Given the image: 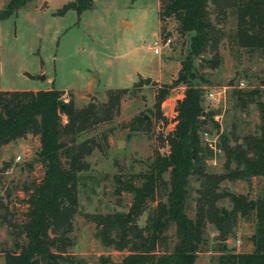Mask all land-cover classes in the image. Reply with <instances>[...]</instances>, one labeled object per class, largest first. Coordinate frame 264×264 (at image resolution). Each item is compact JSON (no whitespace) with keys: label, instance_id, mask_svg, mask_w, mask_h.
I'll return each instance as SVG.
<instances>
[{"label":"rangeland","instance_id":"rangeland-1","mask_svg":"<svg viewBox=\"0 0 264 264\" xmlns=\"http://www.w3.org/2000/svg\"><path fill=\"white\" fill-rule=\"evenodd\" d=\"M8 1L0 0V10ZM73 1L33 0L0 21V91L60 90L65 92L63 102L71 94L77 109L90 103L100 106L106 103L108 92L122 91L112 117L78 138L77 143L88 140L92 152L83 158L85 167L78 173V208L67 250L79 264H118L129 251L105 246L97 237V220L128 216L133 195L117 191L120 183L139 185L140 175L149 171L155 156L169 154L167 137L176 124L175 108L186 86L181 83L172 88L160 112L154 106L155 96L178 77L190 50L191 34L181 35L173 19L160 20V0H92V9L79 18L73 10L59 14ZM208 11L224 33L218 46L220 60L210 68L203 59H212L213 52L193 58L190 83L201 91L202 115L210 117L198 131L199 145L206 151L199 167L205 174L220 176L227 173L223 138L231 146L257 134L256 105L238 104L235 92L258 86L264 91V53L249 52L236 43L234 13L227 10L226 18L217 16L212 4ZM167 39L169 45H165ZM155 48L158 54L153 52ZM210 93L215 94L214 99L208 98ZM39 145L37 136L27 134L0 149V216L16 225L12 229L0 218V264L4 263L3 251L17 252L14 234L25 220V188L39 183L44 175L37 161ZM164 179L167 181L168 174ZM201 183L198 175L189 177L185 213L190 219L196 216ZM263 184L261 177L238 178L223 180L215 189L219 194L255 200L263 195ZM158 198L147 201L134 224L145 226ZM1 204L7 207V214ZM215 205L232 210L227 196ZM255 224L254 216L240 215L232 216L221 228L207 222L195 264H222V255L252 252L250 237ZM176 242V227L170 223L156 254L170 252Z\"/></svg>","mask_w":264,"mask_h":264},{"label":"trees","instance_id":"trees-1","mask_svg":"<svg viewBox=\"0 0 264 264\" xmlns=\"http://www.w3.org/2000/svg\"><path fill=\"white\" fill-rule=\"evenodd\" d=\"M31 1H8L0 10V21ZM160 4V20L173 19L181 35L191 34L190 50L178 77L171 85L159 89L155 96L154 106L160 112V105L170 90L181 83L186 86L184 96L175 108L176 124L167 137L169 154L155 156L149 171L140 175L139 185L120 183L117 191L133 195L129 215L97 220V237L107 247L118 251L128 249L129 254L118 264H195L204 243L207 222L221 228L232 216H254L255 230L250 237L253 251L222 255L220 262L264 264V192L253 200L244 195L219 194L215 189L223 180L253 177L264 180V91L258 86L235 92L238 104L256 105L259 114L257 134L247 135L242 138V143L231 146L223 138L227 173L216 176L205 174L199 167L206 151L199 145L198 131L210 117L202 115L201 91L190 83L194 79L193 58H199L207 51L213 52L212 59H203L210 68H215L220 60L218 46L224 33L210 19L209 4L217 16L226 18L227 10L235 14V40L240 47L249 52L260 50L264 53V0H160ZM91 9L92 0H74L59 14L73 10L79 18ZM121 94L122 91H110L105 104L90 103L77 109L71 94H68V101L63 102L65 92L60 90L0 91V149L27 134L37 136L40 144L37 161L44 168L41 181L25 188V220L14 234L17 252L1 251L3 264H79L67 250L71 246L72 219L78 208V173L85 167L83 158L91 154L92 146L88 140L77 141L82 133L112 117V111L119 107ZM165 174H168L167 181ZM193 174L201 178L202 189L196 216L190 219L185 213V205L189 177ZM156 195H159L158 202L145 226L140 228L134 221L147 201ZM223 196L232 202L230 212L215 205ZM1 206L7 214V207ZM0 218L1 223L6 219L5 215ZM6 223L16 229L12 221L6 219ZM170 223L176 227L177 242L170 252L156 254L155 249L165 239Z\"/></svg>","mask_w":264,"mask_h":264},{"label":"built area","instance_id":"built-area-1","mask_svg":"<svg viewBox=\"0 0 264 264\" xmlns=\"http://www.w3.org/2000/svg\"><path fill=\"white\" fill-rule=\"evenodd\" d=\"M46 1H48V0H46ZM169 43H170V40L167 39L165 45H169ZM153 52H154L155 54H158V53H159L158 48H155V49L153 50ZM214 97H215V94H213V93H210V94L208 95V98H210V99H214Z\"/></svg>","mask_w":264,"mask_h":264}]
</instances>
